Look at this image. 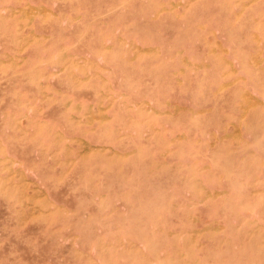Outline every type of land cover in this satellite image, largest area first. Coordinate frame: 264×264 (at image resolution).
<instances>
[{
  "label": "rangeland",
  "instance_id": "obj_1",
  "mask_svg": "<svg viewBox=\"0 0 264 264\" xmlns=\"http://www.w3.org/2000/svg\"><path fill=\"white\" fill-rule=\"evenodd\" d=\"M246 1L0 0V264H264L200 182L222 170L206 187L256 208V160L209 131L228 73L203 63Z\"/></svg>",
  "mask_w": 264,
  "mask_h": 264
},
{
  "label": "crops",
  "instance_id": "obj_2",
  "mask_svg": "<svg viewBox=\"0 0 264 264\" xmlns=\"http://www.w3.org/2000/svg\"><path fill=\"white\" fill-rule=\"evenodd\" d=\"M242 7L252 9L251 12L255 15L249 17L245 11H238L235 12L234 19L236 21L241 19L242 21L246 18H253L254 22L251 23L250 27L239 25L232 29L226 28L224 31L222 30L223 33L216 27L214 35H218V38L215 39L214 45L218 48L216 47L214 52L209 49L207 55L205 54L206 58H204L203 63L207 59L210 60L213 53L221 55L222 67H212L213 64L210 62L211 67L209 65V69L228 73L225 75L224 82L220 83L219 86H224L225 90L224 99H222L223 104H225L224 113L219 112L217 121L209 124V131H214L218 136H238L246 148L244 155L242 154L243 156L239 159L245 161L249 157L256 160L257 164L253 165L251 172L248 165L244 166V163H238L245 167L244 170L248 169L245 172L246 179L242 181L247 184L255 182L259 185L255 197L256 208L250 209L252 211H249L245 206L237 208L238 200L243 205L250 196H246L242 191L241 194L232 191V187L230 188L228 185L230 182L234 184L236 179L231 181L225 179L224 190L221 187H214L213 189L210 186L206 187L207 182H214L216 173L217 175L224 174L222 170L213 171L208 165V168L205 169L204 180L200 182L202 186L204 185L203 188L206 192L225 194L224 198L230 206L226 214L231 216L229 220L231 227H234L238 220L242 226L243 224L254 223L258 234H260V232L264 233V0H248L246 3H242ZM213 14L215 15V11ZM207 177H210L209 181L206 180ZM243 221L246 223H242ZM241 230L245 231V228ZM257 236L259 237V235ZM257 260L259 259L256 257ZM257 262L263 263V261Z\"/></svg>",
  "mask_w": 264,
  "mask_h": 264
}]
</instances>
